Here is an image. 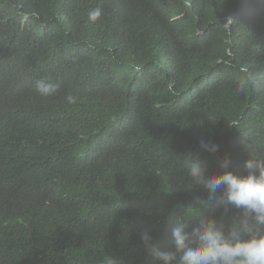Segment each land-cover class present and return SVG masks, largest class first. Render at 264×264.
<instances>
[{
	"label": "trees",
	"instance_id": "obj_1",
	"mask_svg": "<svg viewBox=\"0 0 264 264\" xmlns=\"http://www.w3.org/2000/svg\"><path fill=\"white\" fill-rule=\"evenodd\" d=\"M201 139L264 157V0H0V264H158Z\"/></svg>",
	"mask_w": 264,
	"mask_h": 264
},
{
	"label": "clouds",
	"instance_id": "obj_2",
	"mask_svg": "<svg viewBox=\"0 0 264 264\" xmlns=\"http://www.w3.org/2000/svg\"><path fill=\"white\" fill-rule=\"evenodd\" d=\"M35 15V14H34ZM102 15L100 8L89 13L92 22ZM234 21L228 18V28ZM248 66L236 91L244 93L254 80ZM37 92L44 97L57 90L50 77L35 81ZM69 103L75 97H67ZM215 121L214 118H209ZM235 126V122L233 124ZM201 152L214 155L222 171L208 170L200 152L179 156V163L189 183L186 189L203 188L205 195H194L187 206L190 211L178 217L171 229L169 247L162 251L150 230L140 233L145 250L158 264H264V157L250 155L244 161V174L231 170V156L221 154V145L212 139L199 141ZM209 204L220 206L218 215H206L201 209Z\"/></svg>",
	"mask_w": 264,
	"mask_h": 264
}]
</instances>
